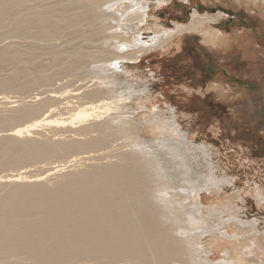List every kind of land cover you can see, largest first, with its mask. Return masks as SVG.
Instances as JSON below:
<instances>
[{
    "label": "bare ground",
    "instance_id": "obj_1",
    "mask_svg": "<svg viewBox=\"0 0 264 264\" xmlns=\"http://www.w3.org/2000/svg\"><path fill=\"white\" fill-rule=\"evenodd\" d=\"M164 5V0H0V43L12 39L0 47V69L12 67L0 79V95L14 86L26 93L31 84L46 81L41 58L63 73L101 74L75 89H82L84 100L75 106L76 101L62 106L69 91H46L44 100L46 92L12 101L0 97L4 106L19 104L8 106L12 113L4 109L11 115L0 116V170L65 160L37 174L0 175L1 264L20 257L63 264L106 256L138 257L135 264H264V232L239 217V196L225 195L232 204L226 219L219 206L202 205V192L218 188L222 177L209 159L208 174L200 172L199 155L175 110L153 105L158 100L151 98L152 87L131 73L145 57L178 47L183 35L199 33L208 43L232 46L231 36L213 27L223 14L195 10L189 22L164 28L154 13ZM152 16L153 25L145 26ZM56 37H68L69 45L48 43ZM148 111L150 117H144ZM122 148V159L113 161ZM90 153L98 154L78 157ZM252 191L264 200L262 192Z\"/></svg>",
    "mask_w": 264,
    "mask_h": 264
},
{
    "label": "rangeland",
    "instance_id": "obj_2",
    "mask_svg": "<svg viewBox=\"0 0 264 264\" xmlns=\"http://www.w3.org/2000/svg\"><path fill=\"white\" fill-rule=\"evenodd\" d=\"M164 1H166V5L154 9L160 27L166 28L174 22L187 23L191 13L195 10L201 14L221 13L223 19L213 27L226 36H231L232 46H217L208 43L202 37L203 35L199 33L183 35L181 38L182 43L179 42L178 47L173 46L167 51L157 52V54H154L155 56L150 55L139 63L131 64L134 67L131 73H136L135 76L139 78L138 80L152 87L151 98L158 100L153 105H159L162 109L172 108L175 110L178 123L187 132L188 140L193 143L190 146L191 149L199 155L198 168L201 169L200 172L208 174L209 170L207 169L209 168H207V165L205 166V163H207L205 160H210L213 162L214 174L222 177L223 180L218 188L211 187L210 190L202 192L200 195L202 205L205 207L219 206L224 211L223 219H226L225 210L228 209L229 211L232 204L225 202L227 200L224 198L225 195L229 196L228 198L239 196V199L236 200L239 217L247 221H255L261 231H258L259 234H263L264 200L259 201L255 197L252 188L255 187L264 194V2L263 0H247L249 3L244 1L240 3L236 0H210L211 2H203L202 0ZM153 18L154 16L149 19L145 26H152ZM145 26L143 25L142 28ZM241 35L246 36L243 38ZM32 38H36L37 40L34 41L38 43H47L42 40L40 42L37 37L33 36ZM236 39L242 42L239 43ZM67 40L69 41L68 37H56L48 43L64 46L69 45ZM10 41L12 39H3L0 47ZM38 61L44 63L42 65L44 74H42L46 76V81L31 84L27 89L29 91L26 93H22L25 91H21L14 86L8 90L9 93L0 95V97L9 96V100L12 101L14 99L18 100L17 96L22 99V97L25 98L39 92L47 91L49 93L50 91L60 90L63 94H67L69 91L68 96L70 95V98L63 100L62 106L66 102L73 103L76 101V104L73 103L75 106L81 102L80 100L84 102L83 99H79L81 98L82 89L79 91H75V89L79 85L86 84V86H89L96 80L94 77H97V74L101 76L99 72L92 73V71L88 73L86 71L83 75L75 70L63 73L60 72V66H58L60 70L57 71L59 68L52 67V65L50 67L44 58ZM135 66L137 67L135 68ZM11 69V66L0 69V79L6 78ZM105 69L106 73H111L110 67ZM105 69L100 70V73L104 72L105 74ZM58 72L59 74H57ZM104 74L102 75L105 76L106 74ZM47 92L43 96L41 95L42 100L46 98V95L51 94ZM16 105L19 106V104L7 106L0 104V116H9L14 109L11 110L9 107ZM8 108L9 111L11 110L9 113L7 112ZM3 112L4 114H2ZM143 114L144 117H150L149 111ZM44 131H47L45 135L52 133L50 130L44 129ZM44 131L42 129L40 133H44ZM35 136L40 137L38 134ZM192 146L195 148L193 149ZM126 148L125 151L128 149ZM123 149L113 153V161L119 162L122 159L120 153ZM196 149L200 151H196ZM203 150H205L207 159L202 156ZM92 154L95 156L98 153L81 154L78 157L91 156ZM71 159L74 158H69V161ZM51 160L42 159L31 164L11 166L10 168L1 169L0 175L16 174L18 172L37 174L53 166L62 165L63 161L65 162L64 159L63 161L58 159L61 161L59 163L58 160ZM82 162L79 161V163ZM83 168L80 167L79 169L83 170ZM66 171L70 173L71 168ZM61 178L57 180L60 181ZM57 180L51 183H56ZM210 191H217L218 194L212 195ZM241 200H244V202ZM257 244L262 249V243L257 241ZM256 251H258V248H256ZM216 257L218 258L219 255H216ZM133 258L131 257L128 260L106 256L94 259L86 258L84 259L86 261H68L63 262V264H122L123 262L128 264L130 261L132 262L129 264L138 263L139 258ZM20 259H14L12 263L46 264L34 262L33 260L24 261V257L23 260L21 257Z\"/></svg>",
    "mask_w": 264,
    "mask_h": 264
}]
</instances>
